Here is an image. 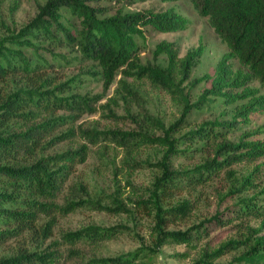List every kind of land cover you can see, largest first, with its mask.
Segmentation results:
<instances>
[{
    "label": "rangeland",
    "instance_id": "374dc122",
    "mask_svg": "<svg viewBox=\"0 0 264 264\" xmlns=\"http://www.w3.org/2000/svg\"><path fill=\"white\" fill-rule=\"evenodd\" d=\"M84 1L99 8L100 16L117 10L160 11L168 7L184 15L187 25L182 30H145L144 38H137L138 55L143 64L165 67L166 55L153 54L160 40L172 41L179 56L202 44L204 50L198 63L181 84L189 102L201 106H192L184 114V98L174 97L147 76H124L118 72L110 86L104 87L95 61L81 57L76 46L68 43L57 29L53 28L54 38H46L35 27L34 19L47 0H0V61L7 59L16 67L0 77V105L11 94L26 100L25 95L32 94L31 90L68 97L70 105L58 107L50 102L40 108L24 101L16 109L18 114L8 119L0 117V136L45 123L40 144L30 155L16 158L12 148L1 145L0 167L30 164L81 145L87 148L85 161L76 163L52 194L36 196L33 190H20L11 193L16 194L18 202L6 200L3 195L14 190V182L0 170V231H6L0 234V259L35 251L50 253L57 264H83L93 257L126 253L133 255L130 264H247L240 258L244 255L263 264L262 250L253 252L252 247L255 236L262 233L255 234L259 218L254 214L257 206H253L255 200L257 204L261 200L257 201L251 188H243L241 181L250 173L254 182L264 180V156L226 166L206 182L180 178L177 186L169 190L162 180L167 169H192L212 157L213 144L223 138L218 135L221 132L237 140L245 131L258 130L255 137L264 138V110L251 114L247 123L232 130L216 131L217 137L213 134L205 140L194 136L193 130L202 122L230 117V105L222 98L198 101L210 84L208 80L193 83L198 76L213 73L217 61L228 50L208 17L199 14L190 0ZM58 11L60 22L77 32V15L66 6ZM18 50L32 64V71L22 70ZM50 51L66 57L52 56ZM231 64L233 68L240 67L235 58ZM120 79H125L132 89L125 99ZM250 84L258 86L259 82L253 80ZM113 129L146 136L167 135L172 146L144 138L121 143L109 132ZM32 199L40 201V205L27 207L26 200ZM68 199L90 202L65 214L50 205H62ZM4 207L34 209L37 214L33 226H19L15 218L2 211ZM213 216L221 218L222 224L208 221ZM90 225L114 227V234L97 242L90 238L71 242L64 236L67 231ZM178 231L186 233L188 239H177ZM235 240L238 246L219 251ZM70 249H77L80 255Z\"/></svg>",
    "mask_w": 264,
    "mask_h": 264
},
{
    "label": "trees",
    "instance_id": "16d2710c",
    "mask_svg": "<svg viewBox=\"0 0 264 264\" xmlns=\"http://www.w3.org/2000/svg\"><path fill=\"white\" fill-rule=\"evenodd\" d=\"M133 1V0H127ZM197 12L208 17V20L219 37L225 42L228 50L224 52L217 61L213 73H204L193 81V83L206 79L209 86L204 88L198 101L205 103L209 97H220L230 105V117L224 120H207L193 130L199 139L217 137L216 131H226L236 128L240 123H247L251 114L264 110V0H190ZM61 6L68 7L79 18L80 27L77 32L72 31L59 20L58 9ZM100 9L85 3L84 0H47L41 6L40 13L34 19V25L46 38H54V29H57L64 39L71 45H75L81 57L95 61L101 70L104 87L108 88L116 74L120 72L124 76L141 77L147 76L153 83L159 85L174 97L184 98V114L192 106H201L199 103H190L182 82L189 79L192 68L198 63L204 47L202 44L188 48L182 56H179L172 41L162 39L156 43L153 54L157 56L164 53L167 64L162 67L157 64L146 65L140 62L138 55L137 38H144L147 29L161 32L182 30L187 25L184 15L168 7L156 11L151 8H142L134 11L117 10L112 14L100 16ZM43 15H46L43 18ZM30 45L32 42L27 41ZM21 59L22 70L30 72L33 66L27 57L17 51ZM52 56L66 57L62 53L50 51ZM235 58L240 67L233 68L231 59ZM14 62L0 61V77L15 70ZM256 80L258 86L250 82ZM121 87L125 91L122 98L132 93V89L125 79H120ZM32 94L25 95L22 100L16 94L8 96L3 105H0V117L8 119L18 114L16 109L22 102L27 101L37 107L44 108L50 102L58 107L70 106L68 97H57L48 92L31 90ZM34 93V94H33ZM43 124L30 125L25 131L10 133L0 136V146L12 148L16 158L22 155H30L40 144ZM116 140L121 143H135L144 138L150 142H159L172 146V141L165 136H146L139 132L130 130L113 129L109 131ZM256 131H245L239 135L237 140L225 137L213 144L214 155L207 158L203 163L192 169L176 170L167 169L162 176L166 181L167 189H173L179 183L180 178H191V182H206L214 174L226 166L239 161H252L264 156V138L255 137ZM140 134V135H139ZM169 149L168 151H170ZM168 151L166 154H168ZM87 148L81 145L72 150H66L47 157H41L30 164L19 163L17 165H2L0 170L7 174L14 182V190L4 193V199L18 202L16 194L20 190H33L36 196H44L54 193L60 182L74 170L76 163L85 161ZM222 157V159H218ZM258 170V167L254 168ZM184 174V175H182ZM254 176L250 173L243 177L241 186L252 189L257 195V204L254 214L259 218V225L254 228L255 241L253 252L262 250L264 261V180L254 182ZM190 182V181H189ZM58 183V184H57ZM16 190V191H15ZM35 194L33 195L35 197ZM248 199L247 201H249ZM21 201V200H20ZM90 202L89 199L66 200L62 205H53L61 214L68 213L76 207ZM93 202V201H92ZM27 207L35 208L40 205L36 199L26 200ZM35 203V205H34ZM98 208H105L98 205ZM7 216L15 218L19 226L32 227L36 218L34 209H2ZM186 212V211H184ZM208 221L223 222L221 218L213 216ZM114 227H100L90 225L77 230L67 231L64 236L71 242L82 241L90 238L97 242L101 239L113 236ZM6 231H0V234ZM177 239H188L186 233L175 232ZM235 242V244H234ZM237 244V245H236ZM236 240L229 242L226 249L238 246ZM70 252L80 255L77 249ZM50 253H37L25 251L15 256L0 259V264H57L55 257ZM247 264H261L256 258L242 256ZM134 260L133 255L126 253L115 257H93L83 264H130ZM264 264V262H262Z\"/></svg>",
    "mask_w": 264,
    "mask_h": 264
}]
</instances>
